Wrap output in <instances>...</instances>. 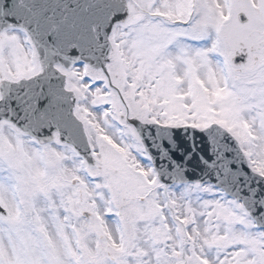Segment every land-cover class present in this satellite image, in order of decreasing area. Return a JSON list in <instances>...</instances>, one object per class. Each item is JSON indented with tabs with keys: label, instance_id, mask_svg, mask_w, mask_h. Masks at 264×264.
I'll return each mask as SVG.
<instances>
[{
	"label": "snow or ice",
	"instance_id": "obj_1",
	"mask_svg": "<svg viewBox=\"0 0 264 264\" xmlns=\"http://www.w3.org/2000/svg\"><path fill=\"white\" fill-rule=\"evenodd\" d=\"M0 264H264V0H0Z\"/></svg>",
	"mask_w": 264,
	"mask_h": 264
}]
</instances>
